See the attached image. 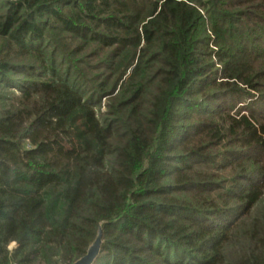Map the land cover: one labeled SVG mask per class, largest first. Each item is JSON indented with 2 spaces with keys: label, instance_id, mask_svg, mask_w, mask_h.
Here are the masks:
<instances>
[{
  "label": "trees",
  "instance_id": "1",
  "mask_svg": "<svg viewBox=\"0 0 264 264\" xmlns=\"http://www.w3.org/2000/svg\"><path fill=\"white\" fill-rule=\"evenodd\" d=\"M242 79L264 0H0V264H264Z\"/></svg>",
  "mask_w": 264,
  "mask_h": 264
},
{
  "label": "rangeland",
  "instance_id": "2",
  "mask_svg": "<svg viewBox=\"0 0 264 264\" xmlns=\"http://www.w3.org/2000/svg\"><path fill=\"white\" fill-rule=\"evenodd\" d=\"M241 83V90L243 91V96H242V100H240L238 103V101L236 102L235 106H234V110L240 109L241 107H246L248 110H252V111H256V112H264V94L254 90L252 88V85L254 84L250 79H242ZM1 94L4 95L6 94V92L4 90H2L1 88ZM226 98V105L230 106L233 103V99L232 98ZM220 102V99H219ZM103 105H104V101L102 102L101 107L98 109V116L101 119V114L103 113ZM245 157H251L249 158L248 162L254 161L256 163V167L254 169H264V157L260 156V157H255V156H251V154H245ZM241 166L244 165V162H240L239 163ZM245 166V165H244ZM248 167V165L246 166V168ZM252 169V168H250ZM14 247V244L10 245V248Z\"/></svg>",
  "mask_w": 264,
  "mask_h": 264
},
{
  "label": "water",
  "instance_id": "3",
  "mask_svg": "<svg viewBox=\"0 0 264 264\" xmlns=\"http://www.w3.org/2000/svg\"><path fill=\"white\" fill-rule=\"evenodd\" d=\"M101 244H102V229L99 228L94 241L88 247L85 255L82 256L77 261H75L73 264H94V262L96 261L99 255Z\"/></svg>",
  "mask_w": 264,
  "mask_h": 264
}]
</instances>
